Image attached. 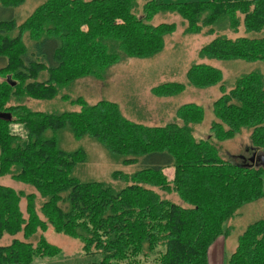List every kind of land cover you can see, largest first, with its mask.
I'll use <instances>...</instances> for the list:
<instances>
[{
    "label": "trees",
    "instance_id": "16d2710c",
    "mask_svg": "<svg viewBox=\"0 0 264 264\" xmlns=\"http://www.w3.org/2000/svg\"><path fill=\"white\" fill-rule=\"evenodd\" d=\"M25 1L0 0V176L36 192L0 184V238L23 236L0 246V264L53 257L64 264H145L151 257L155 264H211L208 249L230 232L227 220L264 196L260 160L236 163L218 152L219 141L249 130L250 154L264 156V73H242L227 91L218 68H188L193 87L220 83L211 133L199 140L193 131L203 111L193 103L176 109L180 122L149 126L106 99L89 104L77 96L70 101L79 110L61 112L33 110L23 100L67 99L70 82L103 78L129 57L161 52L177 24H153L157 14L179 15L184 33L216 34L200 49L202 58L264 61V0H44L18 24L15 12ZM241 27L245 34L236 38L220 34ZM184 89L167 81L151 92L172 97ZM19 124L25 135L12 131ZM64 130L97 141L114 162L139 168L111 172L123 185L79 179L73 171L87 153L61 148ZM168 167L174 168L171 180L163 172ZM48 228L80 241L81 252L65 257L44 236ZM225 264H264V219L246 227Z\"/></svg>",
    "mask_w": 264,
    "mask_h": 264
},
{
    "label": "rangeland",
    "instance_id": "374dc122",
    "mask_svg": "<svg viewBox=\"0 0 264 264\" xmlns=\"http://www.w3.org/2000/svg\"><path fill=\"white\" fill-rule=\"evenodd\" d=\"M43 1L26 0L23 5L16 9V12L14 11L15 17L18 19L17 23L22 22ZM141 3H139V14H141ZM160 22H175L177 24L176 30L165 37V46L161 52L148 58L129 57L108 68L103 78L89 76L78 78L70 82L63 90V93L69 95L67 99L56 97L52 100H34L26 98L23 102L33 110L61 112L79 110V106L70 101L71 98L77 96H82L89 104L106 99L117 103L126 118L149 126H162L173 121L180 122L176 118V109L182 104L193 103L199 105L203 111L202 121L196 125L193 136L197 140L206 139L211 133L210 124L216 119L213 114V102L221 95L220 83L207 88L193 87L187 83L186 72L188 68L197 63H205L218 68L222 74V83L228 91L234 85L238 75L253 71L264 73V61L202 58L199 55L200 49L207 45L216 34L184 33V25L177 14H157L152 23L158 24ZM220 34L229 38H236L245 33L241 27L238 33L226 31ZM167 81L182 82L185 84V89L172 97L153 95L151 88ZM14 125L11 126L12 131L21 135L26 134L23 125ZM249 133V130H244L231 138L219 141V156L236 163L245 158L248 159L250 156L248 150L250 146ZM59 145L66 150L83 148L86 151V161L77 165L73 171V174L83 181L100 180L116 186L123 185V183L111 178V172L122 170L131 173L139 168V163L125 166L114 162L100 143L89 137L77 140L69 130L59 133ZM169 169L171 170L168 167L163 172L167 179L171 180L174 172ZM262 177L264 191V174ZM0 184L25 192H36L33 187L18 182L9 175L0 176ZM158 193L162 198L182 204L180 198L174 193L167 194L161 190H158ZM21 208L24 211L25 199H22ZM260 219H264V196L242 205L227 220L226 225L230 227V232L226 237H220L222 240L218 242L216 247L215 264H225L226 258L237 245L238 237L249 224ZM43 234L50 243L60 248L65 257H72L81 252V243L76 239L65 234L55 233L52 228H48ZM35 237L37 238V236ZM13 238L23 239V236L21 233L14 236L4 234L0 238V246L9 244ZM31 241L35 243L33 238ZM32 264H64V260L63 257L61 259L59 257L36 258ZM145 264H155V259L151 257L146 260Z\"/></svg>",
    "mask_w": 264,
    "mask_h": 264
},
{
    "label": "crops",
    "instance_id": "0c3cea01",
    "mask_svg": "<svg viewBox=\"0 0 264 264\" xmlns=\"http://www.w3.org/2000/svg\"><path fill=\"white\" fill-rule=\"evenodd\" d=\"M169 168H173V167H169ZM165 169H168V168H165ZM173 172H174V170H173ZM220 240H222V238H220V239L218 238L208 249V257H209V261L211 264H215V256H216V249H217L216 247H217V244Z\"/></svg>",
    "mask_w": 264,
    "mask_h": 264
},
{
    "label": "water",
    "instance_id": "95a60500",
    "mask_svg": "<svg viewBox=\"0 0 264 264\" xmlns=\"http://www.w3.org/2000/svg\"><path fill=\"white\" fill-rule=\"evenodd\" d=\"M255 157H256V160H260L261 163H262V166L264 167V156L263 155H256V152L253 151L250 156H249V160L250 161H254L255 160Z\"/></svg>",
    "mask_w": 264,
    "mask_h": 264
}]
</instances>
